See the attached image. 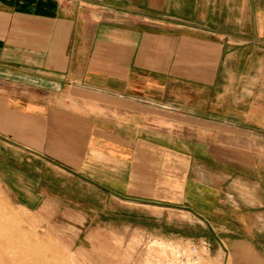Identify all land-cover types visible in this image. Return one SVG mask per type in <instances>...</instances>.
Instances as JSON below:
<instances>
[{
	"label": "crops",
	"instance_id": "1",
	"mask_svg": "<svg viewBox=\"0 0 264 264\" xmlns=\"http://www.w3.org/2000/svg\"><path fill=\"white\" fill-rule=\"evenodd\" d=\"M46 168L264 232V0H0V174Z\"/></svg>",
	"mask_w": 264,
	"mask_h": 264
},
{
	"label": "rangeland",
	"instance_id": "2",
	"mask_svg": "<svg viewBox=\"0 0 264 264\" xmlns=\"http://www.w3.org/2000/svg\"><path fill=\"white\" fill-rule=\"evenodd\" d=\"M45 172L39 185L0 174V235L11 240L0 264H264V232L248 235L244 216H222L215 238L187 209L118 207L81 178Z\"/></svg>",
	"mask_w": 264,
	"mask_h": 264
},
{
	"label": "bare ground",
	"instance_id": "3",
	"mask_svg": "<svg viewBox=\"0 0 264 264\" xmlns=\"http://www.w3.org/2000/svg\"><path fill=\"white\" fill-rule=\"evenodd\" d=\"M11 240L5 236L0 235V247H4L6 245H9ZM4 256V255H3ZM2 257V256H1ZM174 257V256H172ZM7 258V257H6Z\"/></svg>",
	"mask_w": 264,
	"mask_h": 264
},
{
	"label": "built area",
	"instance_id": "4",
	"mask_svg": "<svg viewBox=\"0 0 264 264\" xmlns=\"http://www.w3.org/2000/svg\"><path fill=\"white\" fill-rule=\"evenodd\" d=\"M204 244H205V243H204ZM193 250H195V249H193ZM193 250H192V251H193Z\"/></svg>",
	"mask_w": 264,
	"mask_h": 264
}]
</instances>
